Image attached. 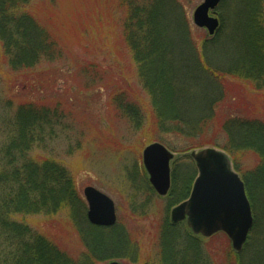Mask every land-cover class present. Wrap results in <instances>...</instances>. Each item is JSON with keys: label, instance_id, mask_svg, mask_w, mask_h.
Listing matches in <instances>:
<instances>
[{"label": "rangeland", "instance_id": "1", "mask_svg": "<svg viewBox=\"0 0 264 264\" xmlns=\"http://www.w3.org/2000/svg\"><path fill=\"white\" fill-rule=\"evenodd\" d=\"M157 1L161 4L157 3L158 11L151 0H137L135 4L147 15L155 11L158 15L157 32L162 34L163 47L158 59L174 64L178 77L176 89H193L189 100L177 94V109L185 113L191 108L189 118L196 121L204 115L208 96L219 99L212 130L205 132L207 138L203 139L196 130L192 133L194 139L189 141L198 145L213 138L224 145L228 137L220 132L219 122L224 121L225 108L232 109L229 117L264 121V0H221L212 14L220 21L213 38L193 21L196 9L205 0ZM132 8L124 0H29L27 12L57 41L55 54L50 60L39 57L18 68H11L10 58L5 62L0 55V153L7 122L14 118L21 104L38 114L42 113L40 108H46L50 125L34 126L36 134L24 161L42 169L43 162L48 160L65 169L84 205L87 187L98 189L115 202L117 226L95 231L105 243L112 233H121L124 242L120 244L125 249L110 250L103 255L105 261L97 259L99 262L95 264L113 261L162 264L161 257L165 254L161 255L160 235L166 223L170 224L173 206L169 197H159L150 185L143 162L149 145L160 142L176 155L172 170L183 173L182 177L188 173L191 189L199 174L191 153L214 148L205 146L186 154L177 153L175 150L189 145L187 139L167 128H158L152 98L140 77L141 60L151 52L152 45L140 41L134 44L128 39L125 22L132 15ZM253 25H256L257 31L254 28L252 33L257 32L253 36L257 43L251 48L248 34ZM148 29L151 27L145 31ZM204 65L215 74L249 70L254 79L228 76L221 88L211 87L203 79V74L208 72ZM188 76L195 78L191 81ZM183 79L188 80L184 87ZM245 90L255 98L249 94L247 97ZM189 103L201 105L199 111L187 107ZM176 107L172 108L176 110ZM228 156L234 168L237 166L242 171L241 176L249 177L259 165L257 155L251 150ZM1 157L0 171L6 165ZM256 202L257 206L253 207L256 223L240 257L241 264H264V258H255L259 252L264 255V198L259 196ZM87 209L85 205V215ZM10 219L23 232V238L18 240L11 233L4 238L0 235V264L6 260L5 251L7 264H18L15 261L22 255L26 257V248H33L40 240L67 254L77 264H85L83 255L88 250L85 239L91 225L82 210L76 215L67 207L52 213L32 207ZM172 232L178 237L174 253L182 252L185 258L189 255L190 263L194 262L189 243L192 240L201 242L196 251L198 264L204 259L206 264L227 263L232 244L225 234L202 239L193 236L186 224ZM6 238L7 249L3 242Z\"/></svg>", "mask_w": 264, "mask_h": 264}, {"label": "trees", "instance_id": "2", "mask_svg": "<svg viewBox=\"0 0 264 264\" xmlns=\"http://www.w3.org/2000/svg\"><path fill=\"white\" fill-rule=\"evenodd\" d=\"M124 1L127 2V5H132V7L137 8H132V15L126 18L125 31L128 39L134 44L135 41H140V43H151L152 45V48L149 49L151 52L147 56H144V60H141L140 64L143 66H141L140 77L145 82L146 90L152 98L158 128H167L169 132L173 131V133L183 137L184 140L185 138L187 139L188 146L186 145L181 149L175 150V152L180 154L189 153L191 150L202 149L205 146H211L225 151L231 157H234V155H237L241 151H253L258 157L259 165L249 177H242L246 184L252 207L255 208L257 206V197L264 198V121L246 117H229L232 109L227 108L229 109L227 110L225 108L223 112L226 115L224 116V121L219 122L220 132L228 137L224 145L215 142L213 138L208 139V143H199L198 145L189 141L190 139H194L192 133L196 130L201 134L203 139L207 138L205 132L212 130L214 117L216 116L215 111L217 110L216 104L219 99L217 101L215 97L208 96V101L203 106L204 115L196 121L189 118L190 113H192L191 108H188L185 113L177 109L178 107H176L175 102L178 98L177 94L182 96L184 100H189L192 97L193 89L190 88L189 90L188 86L185 89L184 85L188 83L187 79L181 80L184 88L176 89L175 83L178 81V77L176 70L173 68L174 64L159 60L161 58L158 59L161 56L160 53L163 47L160 44L162 34L157 32L159 18L156 11H158V6L161 4L157 0H151L153 6L158 8H156L155 13L153 12L152 15H147L144 9L138 10L142 9L140 6L136 7L137 5L135 3L137 0ZM28 4L29 0H0V55L1 59L5 62L10 58L9 64L11 68H18L30 64L39 57L50 60L49 58L53 57L56 51L55 45L57 41L51 38L53 35L46 27H39L40 23L29 11L27 12L26 7ZM149 26L151 29H148V32L145 31ZM250 28L251 31L248 36H250L249 43H251L250 46L252 48L253 43H257L256 38H253L257 32L252 33V29L254 30L255 28L256 30V25ZM135 29L138 30L137 33L133 32ZM258 37L259 35H257ZM204 70L208 72L203 74V79L211 87L219 88L220 86L221 88V85L223 86L225 84L224 78L228 76L234 79L253 78L249 70H231L225 74H215V71L209 70L206 65H204ZM192 78L194 79L195 77L192 76ZM193 79L189 78L191 81ZM213 79L215 82H213ZM243 93L247 94V97L251 96L247 90ZM250 98L254 99L255 97L251 96ZM188 106L193 109L195 107L199 111L201 105L194 106V103H189ZM172 107H176V110ZM40 109L42 110L41 114L35 111L34 114L30 106L21 104L13 116L14 118L7 122V132L3 134L5 143L2 149L3 152L0 153V161H2L1 156L3 155V160L6 162L5 167L0 171V223H2L0 226V235L3 238L4 235L7 236V233L14 234V237L18 240L23 238V232L19 227L11 224L10 218L16 213L22 214L28 212L32 207H35L37 210H49L50 213L67 207L71 209L72 214L76 213V215L82 210L83 216L87 221L82 197L77 193L74 181L68 177L65 169L58 167L54 162L48 160L43 162L42 169H36L34 166H30L26 160L24 161V158L26 159V155L30 150L33 134H36L35 129L37 128L34 126L37 123L43 124L44 127L50 125V118H48L49 111L46 108ZM41 117L44 118L41 119ZM235 168L242 175V171L237 166ZM7 171L11 172L8 173ZM182 175L183 173H179V171L174 169L172 189L168 196L172 201V206H176L186 200L190 194L191 188L188 183V173L184 174L186 178L184 176L182 177ZM177 228L178 226H172L166 223L163 228L165 231L160 235L162 242L160 248L161 255L163 253L165 254L161 257L162 264H170V262L171 264H195L196 261V264H198L200 260L196 257V251L197 246L200 244L199 241L192 240V242H189L191 244L190 252L194 251L193 253L195 255L193 263H190L189 255L187 259L182 252L178 255L174 253L173 248L176 247L178 237L172 231ZM97 229L90 226L89 234L87 233L88 235H86L87 239L85 241L87 242L88 250L83 255L85 257V264H95L99 262L97 259L105 261L103 255L110 250L121 251L123 248L125 249V246L122 248L120 244L124 242L121 233H112L109 236L110 240L105 243L104 238L95 231ZM4 241L7 249V238ZM19 244L21 247L23 246L21 242ZM4 253L6 255L4 256L6 259L4 264H7V251ZM242 254H236L230 250L227 253L226 264L235 262L236 264H241L240 257ZM24 255L26 256L25 258L22 255L20 258L18 257V260L16 259L15 263L77 264V261L70 256L59 252L57 249L55 250L42 240L38 241L33 248H26ZM255 258L261 260L264 258V255L262 252H259ZM201 261L202 264H206L205 259ZM208 264L211 263L208 262Z\"/></svg>", "mask_w": 264, "mask_h": 264}, {"label": "water", "instance_id": "3", "mask_svg": "<svg viewBox=\"0 0 264 264\" xmlns=\"http://www.w3.org/2000/svg\"><path fill=\"white\" fill-rule=\"evenodd\" d=\"M220 2L205 0L194 14L195 24L207 29L211 36L219 28V21L209 13ZM193 158L200 175L190 199L173 210V223L187 221L194 234L206 238L224 232L231 239L234 250L242 252L254 219L241 177L233 170L229 157L218 150L193 153ZM173 159L174 155L161 144H153L144 152L150 182L161 196H166L171 187L170 162ZM84 194L90 206L89 221L96 226H114L117 221L114 202L92 187L86 188Z\"/></svg>", "mask_w": 264, "mask_h": 264}]
</instances>
